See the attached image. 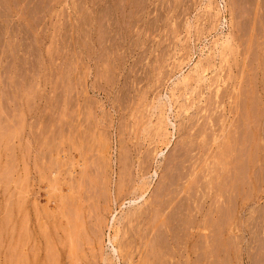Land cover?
Instances as JSON below:
<instances>
[{
  "label": "rangeland",
  "instance_id": "374dc122",
  "mask_svg": "<svg viewBox=\"0 0 264 264\" xmlns=\"http://www.w3.org/2000/svg\"><path fill=\"white\" fill-rule=\"evenodd\" d=\"M177 173L170 234L126 224ZM34 262L264 264V0H0V264Z\"/></svg>",
  "mask_w": 264,
  "mask_h": 264
},
{
  "label": "bare ground",
  "instance_id": "6f19581e",
  "mask_svg": "<svg viewBox=\"0 0 264 264\" xmlns=\"http://www.w3.org/2000/svg\"><path fill=\"white\" fill-rule=\"evenodd\" d=\"M245 73V72H244ZM201 78V77H200ZM199 78V79H200ZM241 84V83H240ZM248 86V85H247ZM242 88V87H241ZM226 91V90H225ZM257 92V91H256ZM244 93V92H243ZM238 95V94H237ZM258 96V95H257ZM233 98V97H232ZM242 98V97H241ZM261 98V97H260ZM211 103V102H210ZM245 103V102H244ZM231 104V103H230ZM232 105V104H231ZM237 105V104H236ZM243 106V105H242ZM230 108V107H229ZM234 111V110H233ZM230 112V111H229ZM238 112V111H237ZM216 116V115H215ZM219 119V118H218ZM232 125V124H231ZM237 126V125H236ZM193 128H194V126H193ZM198 128V127H197ZM236 128V127H235ZM201 132V131H200ZM195 133V132H194ZM199 133V132H198ZM239 134V133H238ZM237 136V135H236ZM224 138V137H223ZM223 138H222V140H223ZM191 139V138H190ZM198 140V139H197ZM209 141V140H208ZM228 141V140H227ZM240 142V141H239ZM209 143V142H208ZM207 144V143H206ZM205 144V145H206ZM191 145H192V143H191ZM196 145V144H195ZM209 145V144H208ZM224 146V145H223ZM194 147V146H193ZM228 147V146H227ZM237 147V146H236ZM221 149V148H220ZM194 150V149H193ZM224 150V149H223ZM197 151V150H196ZM190 152V151H189ZM98 153V152H97ZM198 153V152H197ZM246 153V152H245ZM92 154V153H91ZM101 155V154H100ZM190 155V154H189ZM182 156H183V154H182ZM186 156V155H185ZM96 157V156H95ZM132 157V156H131ZM187 157V156H186ZM235 157V156H234ZM207 158V157H206ZM132 159V158H131ZM141 161H143V160H141ZM152 161V160H151ZM183 161V160H182ZM188 161V160H187ZM184 162V161H183ZM186 162V161H185ZM204 162V161H203ZM133 163V162H132ZM144 163V162H143ZM180 164H182V163H180ZM144 165V164H143ZM202 166V165H201ZM173 167V169H174V166H172ZM177 167V166H176ZM83 168V167H82ZM141 168V167H140ZM197 168V167H196ZM210 168V167H209ZM235 168V167H234ZM184 169V168H183ZM232 169V168H231ZM242 169V168H241ZM220 170V169H219ZM92 171V170H91ZM95 171V170H94ZM140 171V170H139ZM145 171V170H144ZM167 171V170H166ZM181 171V170H180ZM191 171V170H190ZM146 172H148V171H146ZM174 172V171H173ZM85 173V172H84ZM145 173V172H144ZM193 173V172H192ZM196 173V172H195ZM155 175H156V177H159L160 179H161V175H159V172L158 171H156L155 173H154ZM165 174V173H164ZM178 174V173H177ZM176 174V175H177ZM181 174V173H180ZM131 175V174H130ZM154 175V176H155ZM171 175V174H170ZM186 175V174H185ZM127 176V175H126ZM181 176V175H180ZM179 176V174H178V178L175 180V177L176 176H174V181L172 182V184H171V186H170V188H168V189H166V190H164L163 192H161L160 194L159 193H157V191H159V190H157L156 191V195H155V191H154V189H153V191H154V195L155 196H151V195H149L150 196V198L152 197V200L150 199V200H148L147 199V194H148V192H150L149 191V187H152L151 186V184L148 182H146L145 183V185L144 184H142L143 185V187L141 188V189H137V187H136V189L134 188V190H132V192H131V194L130 195H132L131 197L132 198H134L133 197V195H135V196H137V194L138 193H140V195L139 196H137L138 198L137 199H140V200H143V201H140V203H142L143 205H144V209H142V204H140L141 206L139 207L138 205V207L136 208L137 210H135L136 211V213L133 211V210H131L130 212L132 213V215H130V213H128L129 214V216L126 218L127 220H128V222L126 223V224H129V226H131L132 224H134L135 225V223H136V225L137 226H135V227H138L140 230V232H141V230L142 231H144V230H147L146 232H148V234H146L147 236H148V238L152 235V233H154V231L152 230V229H150V227L148 226L149 225V218L152 216V215H154L155 214V212H157L160 216H161V228L160 229H162L163 231H162V234L163 235H167L168 236V234H170V232H168V230H167V228H168V225H167V223H166V221H165V218L164 217H167V215H169L168 213H169V211L171 210V208H173L175 205H174V202L175 203H178L179 202V200L180 199H178L179 197H181L182 196V194H181V185H180V180L182 181V179H183V176L182 177H180ZM188 176V175H187ZM238 176V175H237ZM243 176V175H242ZM88 177V176H87ZM173 177V176H172ZM180 177V178H179ZM27 178V177H26ZM152 178V177H151ZM155 178V177H154ZM158 178V179H159ZM86 179V178H85ZM121 179V178H120ZM153 179V178H152ZM160 179H159V184L158 185H160V183H162L161 181H160ZM230 179V178H229ZM123 180V179H122ZM142 180V179H141ZM86 181V180H85ZM128 181V180H127ZM146 181H149L148 179L146 180ZM167 181V180H166ZM123 182V181H122ZM153 182V181H152ZM163 182H164V180H163ZM43 183V182H42ZM110 183V182H109ZM141 183V182H140ZM142 183H144V181L142 182ZM183 183V182H182ZM51 184V183H50ZM120 184V183H119ZM131 184V183H130ZM129 184V185H130ZM166 184V183H165ZM187 184V183H186ZM141 185V184H140ZM139 185V186H140ZM153 185V184H152ZM184 185V184H183ZM233 186V185H232ZM83 187V186H82ZM89 187V186H88ZM237 187V186H236ZM117 188V187H116ZM172 188V189H171ZM187 189V188H186ZM88 190V189H87ZM98 190V189H97ZM120 190V189H119ZM130 190V189H129ZM73 191V190H72ZM118 191V190H117ZM232 191V190H231ZM152 193V192H151ZM76 194V193H75ZM116 194H117V192H116ZM196 194V193H195ZM230 194V193H229ZM235 194V193H234ZM180 195V196H179ZM29 196H30V194H29ZM91 196V195H90ZM149 196H148V198H149ZM96 197V196H95ZM98 198V197H97ZM119 198V197H118ZM72 199H73V197H72ZM121 199V198H120ZM131 200V199H130ZM48 201V200H47ZM91 201V200H90ZM136 201V200H135ZM178 201V202H177ZM120 202V201H119ZM122 202V201H121ZM93 203V202H92ZM131 203V202H130ZM137 202H135V204H136ZM10 204V203H9ZM134 204V203H133ZM120 205V204H119ZM174 205V206H173ZM54 206V205H53ZM210 206V205H209ZM75 207V206H74ZM93 207V206H92ZM104 207V206H103ZM132 207V206H131ZM134 208L133 209H135V207L136 206H133ZM64 208V207H63ZM105 208V207H104ZM74 209V208H73ZM78 209H80V207L78 208ZM92 209V208H91ZM142 209V210H141ZM63 211V210H62ZM80 211V210H79ZM100 212V211H99ZM173 212V211H172ZM196 212V211H195ZM88 213H90L89 211H88ZM135 213V214H134ZM176 214V213H175ZM74 215V214H73ZM72 215V216H73ZM91 215V214H90ZM217 215V214H216ZM58 216H60V215H58ZM186 216V215H185ZM98 217V216H97ZM197 217V216H196ZM80 218V217H79ZM124 218V217H123ZM164 218V219H163ZM208 218V217H207ZM10 220V219H9ZM72 220V219H71ZM81 220V219H80ZM160 222V221H159ZM180 222V221H179ZM124 223V222H123ZM215 223V222H214ZM77 224V223H76ZM126 224H124V225H126ZM157 224V223H156ZM159 224V223H158ZM100 225V224H99ZM155 225V224H154ZM140 226H141V228H140ZM144 226V227H143ZM147 226V227H146ZM76 227V226H75ZM131 228H132V226H131ZM154 228V227H153ZM179 228V227H178ZM64 230V229H63ZM83 230V229H82ZM132 230V229H131ZM155 230V229H154ZM130 231V230H129ZM48 233V232H47ZM75 233V232H74ZM144 233H145V231H144ZM138 234V233H137ZM145 235V234H144ZM140 236H141V234H140ZM154 236V235H153ZM152 236V237H153ZM47 237V236H46ZM142 237V236H141ZM169 238H171L170 237V235H169ZM182 238V237H181ZM111 239V238H110ZM115 239H116V237L114 238V241H115ZM145 239V238H144ZM213 239V238H212ZM133 240V239H132ZM147 240V239H146ZM150 240V239H149ZM113 242V241H112ZM148 242V241H147ZM132 243V242H131ZM153 243V242H152ZM169 243V242H168ZM111 244V243H110ZM126 244V243H125ZM157 244V243H156ZM124 245V244H123ZM136 245V244H135ZM212 245V244H211ZM145 246V245H144ZM147 246V245H146ZM148 247V246H147ZM130 248V247H129ZM142 248V247H141ZM146 248V247H145ZM207 248V247H206ZM52 249V248H51ZM128 249V248H127ZM147 249V248H146ZM165 249V248H164ZM75 250H76V248H75ZM141 250V249H140ZM144 250V249H143ZM80 251V250H79ZM113 251H114V255L115 254H117L118 255V252L116 253L115 251L116 250H114L113 249ZM117 251H118V249H117ZM185 251V250H184ZM199 251V250H198ZM213 253V252H212ZM76 254V253H75ZM198 254V253H197ZM69 255V254H68ZM142 255V254H141ZM173 255V254H172ZM123 256V255H122ZM82 257V256H81ZM116 257V256H115ZM118 257H119V255H118ZM127 257V256H126ZM142 257V256H141ZM184 257V256H183ZM126 259H128V258H126ZM77 261V260H76ZM75 261V262H76ZM148 262V261H147ZM144 263V262H143ZM149 263V262H148ZM34 264H35V262H34Z\"/></svg>",
  "mask_w": 264,
  "mask_h": 264
}]
</instances>
